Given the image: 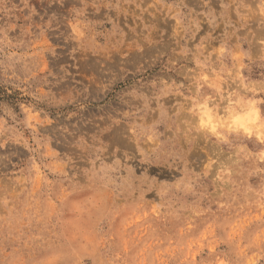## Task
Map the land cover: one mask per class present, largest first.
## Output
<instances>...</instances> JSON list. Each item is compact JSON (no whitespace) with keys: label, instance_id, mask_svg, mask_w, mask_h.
Here are the masks:
<instances>
[{"label":"rangeland","instance_id":"rangeland-1","mask_svg":"<svg viewBox=\"0 0 264 264\" xmlns=\"http://www.w3.org/2000/svg\"><path fill=\"white\" fill-rule=\"evenodd\" d=\"M0 264H264V0H0Z\"/></svg>","mask_w":264,"mask_h":264},{"label":"bare ground","instance_id":"bare-ground-1","mask_svg":"<svg viewBox=\"0 0 264 264\" xmlns=\"http://www.w3.org/2000/svg\"><path fill=\"white\" fill-rule=\"evenodd\" d=\"M241 116H236L233 125L235 128L241 127V130L245 131L251 128L252 122H254L257 118V111L253 108L248 109L244 114H240ZM251 130V129H250Z\"/></svg>","mask_w":264,"mask_h":264}]
</instances>
